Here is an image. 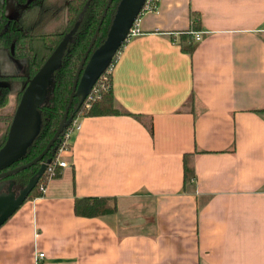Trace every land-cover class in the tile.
Wrapping results in <instances>:
<instances>
[{
	"label": "crops",
	"instance_id": "obj_1",
	"mask_svg": "<svg viewBox=\"0 0 264 264\" xmlns=\"http://www.w3.org/2000/svg\"><path fill=\"white\" fill-rule=\"evenodd\" d=\"M157 5L112 64L123 114L79 117L60 155L68 165L0 226V264H36L38 253L39 264H264V0ZM0 66L18 75L23 61L3 49ZM49 83L31 93L11 159L37 132ZM18 104L10 95L1 114ZM9 125L0 119V142ZM81 197L112 198L116 211L77 216Z\"/></svg>",
	"mask_w": 264,
	"mask_h": 264
},
{
	"label": "trees",
	"instance_id": "obj_2",
	"mask_svg": "<svg viewBox=\"0 0 264 264\" xmlns=\"http://www.w3.org/2000/svg\"><path fill=\"white\" fill-rule=\"evenodd\" d=\"M119 1L112 0L109 4L87 60L105 41ZM107 2L108 0H14V14L9 16L6 9L7 0H0V50H7L13 59L23 61V69L18 75L0 76V108H4L10 95H13L17 104L19 103L20 97L28 88L33 76L64 43L59 62L49 75L50 83L44 99L35 106L39 116L38 130L19 158L10 162L0 172L19 167L35 159L58 129L70 97L78 64L86 52ZM193 15L197 16L198 26L200 24L198 14ZM181 37L188 39L185 34ZM180 46L186 52L193 49L191 39L187 45ZM98 84L99 81H96L92 88ZM92 88L75 95L68 109L69 121L43 159L3 179L11 183V187L17 194L30 178L36 175L39 166L42 163L46 164L45 172L25 200L40 196L42 194L40 185L46 186L50 176L52 178L59 176L60 171L57 165L50 168L47 166L58 157V151L64 143V132L73 119L123 114L115 106L109 74L106 87L101 88L97 96L88 101L87 107V98ZM13 114L11 112L4 117L6 124H10ZM3 145L4 139L0 142V148ZM182 167L184 184L193 182L194 168L190 165L187 154L183 156ZM111 201L113 202L110 205ZM115 211V200L112 198L81 197L76 199L74 204V213L80 217H96Z\"/></svg>",
	"mask_w": 264,
	"mask_h": 264
},
{
	"label": "water",
	"instance_id": "obj_3",
	"mask_svg": "<svg viewBox=\"0 0 264 264\" xmlns=\"http://www.w3.org/2000/svg\"><path fill=\"white\" fill-rule=\"evenodd\" d=\"M112 0H108L105 10L99 19V24L96 27L94 34L92 35V39L86 48V52L84 53L82 59L78 64V68L73 79V85L71 88V92L69 94L68 103L64 109V115L59 124L58 129L50 138L49 143L45 146V148L35 156L30 162L22 164L19 167L8 169L6 171L0 172V226H2L5 222L8 221L10 216L19 209L22 204L25 202L24 200L35 187L38 179L45 172L46 164L42 163L35 176L30 178L27 184L21 188V190L15 194L14 190L11 189V183L3 181L6 177L21 171V169L30 167L35 165L36 162H39L43 159L44 155L48 152L50 147L55 142V139L62 133L64 130L65 124L68 123V109L72 103L73 98L78 93L87 92L92 88V85L96 82L98 77L103 74L109 63L112 61L113 56L119 51L121 45L125 42L126 34L128 29L135 22L136 17L139 15L141 9L143 8V3L145 0H120L118 4L117 11L114 15L113 22L106 34L105 41L94 50L91 54L90 58L87 60L91 47L96 39V35L98 33L99 27L102 23V19L105 16L106 10L109 7V4ZM58 49L47 59V62L41 67V69L33 76L31 81L29 82L28 88L23 92L20 97V101L16 111L14 112L13 119L9 125V131L5 140V144L0 148V170L6 167L10 162L15 159L10 158V152L14 144V138L20 128L19 125L23 119L24 111L28 105L30 100V95L33 91L37 89V87L42 83L43 79L47 77L48 73L55 68L54 62L58 55ZM87 60V61H86ZM8 187L7 191L4 189Z\"/></svg>",
	"mask_w": 264,
	"mask_h": 264
},
{
	"label": "built area",
	"instance_id": "obj_4",
	"mask_svg": "<svg viewBox=\"0 0 264 264\" xmlns=\"http://www.w3.org/2000/svg\"><path fill=\"white\" fill-rule=\"evenodd\" d=\"M157 3H158V0H145L144 3H143V8L141 9L139 15L141 13H143L144 11H149V10H154L157 8ZM139 15L136 17L135 19V22L133 23V25L128 29V32H127V36H126V39H125V42L128 41L129 39H131L132 37H134L138 32H139V28H138V17ZM202 39V34L199 33L198 31H194L193 32V40L194 42L195 41H200ZM124 42V43H125ZM123 43V44H124ZM122 44V45H123ZM120 52V49L119 51L113 56L112 60L110 63H109V66L107 67L106 71L101 74L98 79L96 81H99V84L97 86H94L92 88V91L90 92V94L88 95V98H87V107L89 106L88 105V101H91L93 100L96 96H97V93L99 92V90L101 88H103L104 86L106 87V83H107V77H108V74L110 75V72L112 70V67H113V62L115 61V59L117 58V55L118 53ZM67 125V123L65 124ZM80 121H79V117L78 118H75L71 121V123L68 125V128L65 130L64 132V143L62 145V147L59 149L58 151V157L56 158V160L52 163H50L47 167H51V166H55L57 165V167L59 169H62V168H65V166L68 165L67 161L66 160H63L61 158V153L64 152L65 150H67L69 148V144H70V138L71 136L77 132L80 128ZM52 176H50L48 178V180H51ZM40 189L42 191V193L45 192V189H46V186H43L42 184L40 185ZM44 256L43 253H38L37 257H36V264H39L40 263V259H42V257Z\"/></svg>",
	"mask_w": 264,
	"mask_h": 264
},
{
	"label": "rangeland",
	"instance_id": "obj_5",
	"mask_svg": "<svg viewBox=\"0 0 264 264\" xmlns=\"http://www.w3.org/2000/svg\"><path fill=\"white\" fill-rule=\"evenodd\" d=\"M14 14V13H13ZM13 16V15H12ZM63 47H64V43H62L61 45H60V47L58 48V55L59 56H57V58H56V60H55V62L53 63L54 64V67L58 64V62H59V57H60V55H61V53H62V49H63ZM3 50V49H2ZM1 50V51H2ZM12 58V57H11ZM13 59V58H12ZM3 70L1 69V66H0V75H2L3 74ZM0 110H1V108H0ZM2 113V110L0 111V119H1V121H4L5 122V120H4V117L6 116V114H1ZM6 188L4 189L5 191H7V189H8V187L7 186H5ZM11 189L13 190V188L11 187ZM15 193H16V191H14ZM113 201H111V202H109V204L111 205V203H112Z\"/></svg>",
	"mask_w": 264,
	"mask_h": 264
},
{
	"label": "flooded vegetation",
	"instance_id": "obj_6",
	"mask_svg": "<svg viewBox=\"0 0 264 264\" xmlns=\"http://www.w3.org/2000/svg\"><path fill=\"white\" fill-rule=\"evenodd\" d=\"M13 6H14V3H13ZM14 190V189H13ZM15 191V190H14ZM16 194V193H15Z\"/></svg>",
	"mask_w": 264,
	"mask_h": 264
}]
</instances>
